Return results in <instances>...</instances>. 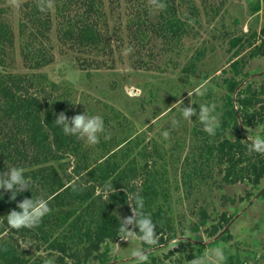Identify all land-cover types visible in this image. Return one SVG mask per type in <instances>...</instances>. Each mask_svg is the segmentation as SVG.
<instances>
[{
	"label": "rangeland",
	"instance_id": "374dc122",
	"mask_svg": "<svg viewBox=\"0 0 264 264\" xmlns=\"http://www.w3.org/2000/svg\"><path fill=\"white\" fill-rule=\"evenodd\" d=\"M36 1L3 0L0 4L2 18L13 35L11 44L0 51L1 69L23 78L25 86H32V93L42 98L47 94L58 104L68 105L71 115L86 108L89 114L104 118L109 138L102 136L94 146L81 142L89 164L109 160L140 171L145 165L150 167L162 191L157 203L163 205L166 225L193 245L169 248L167 243L153 248L148 254L149 264H163L177 253L174 264H187L194 255L209 256L216 248L224 251V264H264V178L257 187L247 182L226 184L214 163L205 162V145L211 136L195 122L197 117H191L193 122L171 124L192 99L194 103L215 105L220 119L225 79L234 73L232 55L237 49H241L239 57L246 55L250 50L246 40L253 33L260 35L264 0H170L178 16L191 23L179 40L162 37L155 30L162 13L155 6L157 0H101L103 16L98 25L103 40L97 49L78 47L65 39L58 1L49 0L50 14L43 16L49 29H43L44 36L40 35L37 42L46 49L50 62L39 68L25 56L27 42L34 39L27 15ZM256 6H260L258 12L254 11ZM78 12L79 6H73L71 14ZM139 16L147 19L143 26L137 22ZM236 38L243 39V47L233 46ZM261 40L264 38L259 36L258 44ZM127 48L132 51L125 53ZM240 67L242 72L236 78L248 75L242 87H264V56L246 65L240 63ZM197 85H203V95L189 97L187 91ZM192 106L199 108L198 104ZM4 123L0 121L2 141ZM7 125L13 127L11 122ZM165 129L169 132L166 138L161 135ZM243 130L249 140L262 137L261 126ZM24 140L26 144L20 141L18 147L30 149L26 137ZM78 161V156L69 155L51 164L67 183L75 177ZM4 162L1 169L5 164H15ZM140 183L139 178L135 180L136 186ZM40 190L43 197L49 195L48 190ZM118 211L126 216L124 210ZM202 211L208 217L206 225L193 233L190 227L200 223ZM223 213L232 217L226 228L230 238L209 239L204 230L217 223ZM137 246L142 247L136 239L107 242L103 247L105 261L90 259L86 264H130V253ZM29 251L33 258L45 255Z\"/></svg>",
	"mask_w": 264,
	"mask_h": 264
},
{
	"label": "trees",
	"instance_id": "16d2710c",
	"mask_svg": "<svg viewBox=\"0 0 264 264\" xmlns=\"http://www.w3.org/2000/svg\"><path fill=\"white\" fill-rule=\"evenodd\" d=\"M57 1L58 14L62 18L60 29L65 39L78 47L97 49L103 40L98 25L103 16L101 0ZM2 2L3 0H0V4ZM42 2L49 3V0L36 1L27 15L34 39L31 38L27 42L25 56L35 68L50 62L46 49L42 43L37 42L40 35L44 36L43 29H49V22L43 19V16L50 14V10L40 12L37 8ZM157 2L163 3L164 7L161 9L155 30L162 37L181 39L191 23L178 16L177 9L170 0ZM75 5L79 6L80 12L72 15ZM192 8L196 13V8ZM259 10L260 6L254 8L255 12ZM137 22L143 26L147 19L139 16ZM259 36L264 38V27L260 35L253 33L246 40L250 49L246 55L239 57L241 49H237L232 55L234 61L231 68L234 73L225 79L226 93L222 96V107L219 108L220 125L215 135H211L210 143L206 142L205 145L206 164L214 163L222 181L229 185L247 182L252 187H257L264 178V154L250 153L247 150L250 141L243 130L244 127L261 126V136L264 138V87L261 85L260 90L252 84L242 87L247 74L241 79L236 78L242 72L240 63L241 66L246 65L251 60L264 56V40L258 44ZM12 38V31L2 18L0 8V51L11 44ZM232 42L233 46H244L242 38H236ZM1 52L3 53V50ZM2 66L3 62L0 60V121L6 122V130L3 132L5 141L0 140V169L3 162L8 160L24 167L31 165L32 168L27 169L26 175L35 182L33 197H43L40 189L48 190L49 195L43 198L48 199L51 211L38 227L31 230L5 232V217H0V264H42V257L33 258L30 254L29 250L36 252V248L42 253L54 254L56 264H86L90 259L105 261L103 257L106 252L103 247L107 242L122 239L118 236L119 222L114 212L124 210L126 216L131 215V207L126 203L125 189L140 192L144 209L156 224L157 243L151 246L152 249L166 245L176 236L174 229L166 225L163 205L157 203L162 191L157 188L156 176L150 167L145 165L140 171L135 166H122L109 160L89 164L86 154H82L81 141L65 136L53 122L55 115L60 112H65L69 117L73 116L69 106L58 104L55 98L47 94L42 98L40 94L32 93L29 89L32 88L31 85L28 88L24 85L23 78L4 72ZM8 122H11L13 127L8 126ZM24 137L30 145L28 150L25 146L18 147L20 141L26 144ZM69 155L81 159L74 167L73 173L86 185L82 189L73 190L75 177L67 183L63 182L51 164ZM138 178L142 182L139 187L135 185ZM105 183H113L116 189L108 197L104 196L103 191H97L98 188L102 189ZM247 195L250 198L251 193ZM24 197L31 198V193L25 192L17 199ZM14 207L15 203L8 200L7 193L3 199L0 197V216L6 215ZM207 218L206 213L202 211V220L190 227V231L199 232L201 227L206 225ZM231 220V216L223 213L219 221L204 232L209 239L215 238V241L229 239L230 233L226 228ZM24 241H30L33 248L22 247ZM192 245L187 239H181L178 243V247Z\"/></svg>",
	"mask_w": 264,
	"mask_h": 264
},
{
	"label": "clouds",
	"instance_id": "9594fccd",
	"mask_svg": "<svg viewBox=\"0 0 264 264\" xmlns=\"http://www.w3.org/2000/svg\"><path fill=\"white\" fill-rule=\"evenodd\" d=\"M155 6L161 9L164 7L163 3H158ZM50 7V3L47 2H42L37 5L40 12H46ZM124 51L125 53L131 52L132 49L127 48ZM202 89L203 85H197L187 91L188 96L193 97L195 95V98H198L203 95ZM193 100L190 101L188 106L182 107L179 118H173L171 124L175 126L181 121L193 122L191 117L196 116L197 119L195 122L198 121L208 135H215L220 125L219 115L215 112V105L202 102L194 103ZM194 104H198L199 108L193 107L192 105ZM53 122L65 136L74 137L87 146L97 145L102 136L105 140L109 138L104 118L99 114H89L86 108L84 112L77 113L71 117L67 116L65 112H60L55 115ZM161 135L166 138L169 135L168 130L165 129L162 131ZM249 141L247 150L250 153L264 154V138L257 136ZM26 173L27 169L18 164H5V168L0 169V197L3 199L5 193H7L8 200L15 203V207L6 215L0 216L5 217V232L35 229L51 211L48 199L33 197L35 182ZM84 187L86 185L80 181V178L75 177L73 190ZM114 189L113 183H105L103 188H98L97 191H103L104 196L108 197L110 193H113ZM25 192H30L31 198L24 197L18 200L17 198L23 196ZM125 192L126 203L131 207V215L121 216L119 211L114 212L116 214L114 216H116L119 222L117 226L118 236L129 241L136 239L145 246H137L131 251L129 258L130 264H149L148 254L153 250L151 246L157 243L156 224L152 216L145 211L143 196L140 192L138 190L128 191L127 189H125ZM181 239L182 237L180 235L171 238L168 241L167 247L175 248ZM21 246L29 248L32 247V243L30 241H24ZM36 249H38L36 253H39L40 249ZM116 250L113 249V251ZM177 254L164 259L163 264H174ZM225 260L226 256L224 251L221 248H216L209 256L194 255L192 259L187 260V264H224ZM42 264H56L54 254H45L42 257Z\"/></svg>",
	"mask_w": 264,
	"mask_h": 264
}]
</instances>
